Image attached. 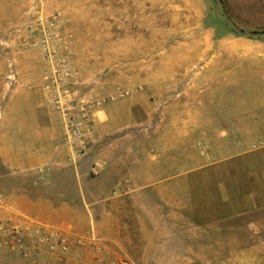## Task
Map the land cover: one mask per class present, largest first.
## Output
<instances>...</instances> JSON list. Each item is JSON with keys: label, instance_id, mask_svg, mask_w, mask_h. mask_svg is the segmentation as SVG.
I'll list each match as a JSON object with an SVG mask.
<instances>
[{"label": "rangeland", "instance_id": "obj_1", "mask_svg": "<svg viewBox=\"0 0 264 264\" xmlns=\"http://www.w3.org/2000/svg\"><path fill=\"white\" fill-rule=\"evenodd\" d=\"M33 1L66 21L79 73L66 98L113 108L67 167L86 196L0 212L68 233L71 258L28 229L19 244L0 234V264H264V212L223 214L263 182L248 156L264 146V36L235 31L217 0ZM223 3L240 28L264 30V0Z\"/></svg>", "mask_w": 264, "mask_h": 264}, {"label": "crops", "instance_id": "obj_2", "mask_svg": "<svg viewBox=\"0 0 264 264\" xmlns=\"http://www.w3.org/2000/svg\"><path fill=\"white\" fill-rule=\"evenodd\" d=\"M34 4L38 6L33 0H0V212L3 213L10 211L12 201L23 210L39 213L42 206L54 211L57 203L52 198L87 195L81 176L67 169L74 164L67 159L61 115L49 101L47 64L38 48L22 45L24 33L18 31ZM18 44L21 47L16 50ZM112 108L111 103L93 108L92 145L109 125ZM131 112L132 107L123 108L121 115L126 119ZM249 158L253 163L249 173L252 180L262 178L263 182H256L245 193L244 208L224 209V217L264 212V146L252 150ZM62 202L69 205L65 200Z\"/></svg>", "mask_w": 264, "mask_h": 264}, {"label": "built area", "instance_id": "obj_3", "mask_svg": "<svg viewBox=\"0 0 264 264\" xmlns=\"http://www.w3.org/2000/svg\"><path fill=\"white\" fill-rule=\"evenodd\" d=\"M29 14L25 23L18 28V31L24 33L22 45L38 48L47 64L45 73L49 101L60 113L64 124L63 142L68 150V160L77 163L92 145L94 139L92 113L93 108L101 104V100L93 96L76 101L66 98L68 87L79 78L70 51L71 40L66 30V21L59 12L45 15L40 11L39 5L35 4ZM20 47L18 44L15 49L19 50ZM1 114L0 105V117ZM263 144L264 138L254 146ZM28 229H32L37 239L50 247L60 262H68L73 255L74 239L60 229L50 228L24 214L14 219L0 220V234L10 236L18 244L22 242L23 234ZM78 240L82 242L81 239Z\"/></svg>", "mask_w": 264, "mask_h": 264}, {"label": "water", "instance_id": "obj_4", "mask_svg": "<svg viewBox=\"0 0 264 264\" xmlns=\"http://www.w3.org/2000/svg\"><path fill=\"white\" fill-rule=\"evenodd\" d=\"M219 7L221 9V12L224 16V18L226 19V21L228 22V24L235 30L237 31L239 34L244 35V36H249V37H262L264 36V30L261 31H246L243 28H240L229 16V14L227 13L225 7H224V3L223 0H217Z\"/></svg>", "mask_w": 264, "mask_h": 264}]
</instances>
